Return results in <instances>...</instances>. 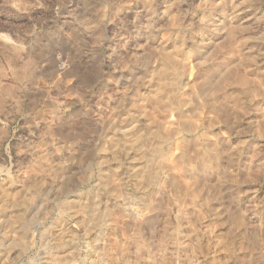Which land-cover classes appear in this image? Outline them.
Segmentation results:
<instances>
[{"label": "rangeland", "instance_id": "obj_1", "mask_svg": "<svg viewBox=\"0 0 264 264\" xmlns=\"http://www.w3.org/2000/svg\"><path fill=\"white\" fill-rule=\"evenodd\" d=\"M0 168V264H264V0H0Z\"/></svg>", "mask_w": 264, "mask_h": 264}, {"label": "bare ground", "instance_id": "obj_2", "mask_svg": "<svg viewBox=\"0 0 264 264\" xmlns=\"http://www.w3.org/2000/svg\"><path fill=\"white\" fill-rule=\"evenodd\" d=\"M165 54V57H164V59H165V61L163 60V63H162V69H161V72H160V74H159V80H158V84H159V86H158V89L159 90H161V91H164V93H165V91H166V93L168 92H173L172 91V89H174V86L176 85V84H179V78H180V76H181V74L183 75V72H181L180 70H179V68H177L178 66H176V64L175 63H177V62H175V60H174V58H173V56L169 53V52H165L164 53ZM178 64V63H177ZM164 69V70H163ZM181 69V68H180ZM162 71H164V73H162ZM158 72H159V70H158ZM94 76H96V74L95 73H93V74H91V73H89L88 75H87V80H90L92 77H94ZM176 76V77H175ZM158 84H156V85H158ZM181 84V83H180ZM169 87H171V88H169ZM158 90V91H159ZM168 90V91H167ZM155 93V92H154ZM164 137V136H163ZM160 138V142L162 141L161 140V136L159 137ZM165 138V137H164ZM116 140V139H115ZM121 140V139H120ZM117 141V140H116ZM158 142V141H157ZM119 142H117V144H118ZM140 143V142H139ZM121 144V143H120ZM122 145V144H121ZM126 145V144H125ZM124 146V145H123ZM130 146V145H129ZM129 146H126V147H129ZM156 146V145H155ZM162 145L160 144V143H158L157 144V146H156V148L157 149H159V150H161L160 149V147H161ZM115 147H116V143H115ZM152 147V146H151ZM120 148H121V146H120ZM155 148V149H156ZM124 149H128V148H124ZM146 150V149H145ZM152 151V150H151ZM150 151V152H151ZM156 151H158V150H156ZM143 152H145V151H143ZM146 152H148V151H146ZM144 155V154H143ZM145 157H146V155H144ZM144 157V158H145ZM147 158H148V156H147ZM150 158V157H149ZM147 163V162H146ZM143 165V164H142ZM145 165H147V164H145ZM145 169V168H144ZM144 169H143V172H144ZM136 170H138V169H136ZM140 170H141V168H140ZM147 170V169H146ZM139 172H141V171H139ZM138 172V173H139ZM148 172V171H147ZM142 173V172H141ZM148 175V174H147ZM146 175V176H147ZM141 176H143L142 174H141ZM140 176V177H141ZM148 177V176H147ZM141 178H143V177H141ZM144 178H145V176H144ZM0 190H1V201H0V251L1 252H3V254H2V258L3 257H5L6 256V258H4V259H7L8 260V262H10L9 261V259H8V256H9V251L11 250V249H23L24 250V248H22V245H24L23 244V234L21 235V233H19V234H16V235H14V233L11 235L6 229H5V227L8 225V224H12L13 226H12V229L13 230H15V229H19V227L18 228H16L17 226H16V224L17 223H19V220H22V219H24V213H26V207H23V206H21L20 204H19V206L17 205V204H15L16 202H15V200H14V202L11 200V198L9 197V196H7V193H6V188H4V186H3V184H0ZM25 198V197H24ZM3 201H4V203H3ZM23 201H24V199H23ZM22 201V202H23ZM24 203V202H23ZM26 203V202H25ZM25 206V205H24ZM15 215L18 217V220H16L17 219V217H15ZM13 217H15L14 219H13ZM9 226H11V225H9ZM20 226V225H19ZM8 227V226H7ZM6 227V228H7ZM8 229V228H7ZM11 230V229H10ZM9 230V231H10ZM12 230V231H13ZM13 232H17L18 233V231H13ZM19 232H21V231H19ZM17 250V251H18ZM21 251V250H20ZM13 254V253H12ZM11 256H13V255H11ZM14 257V256H13ZM13 257H10V260L13 258ZM15 258V257H14ZM14 259H12L11 260V262L13 261ZM7 263V262H6ZM9 264V263H8Z\"/></svg>", "mask_w": 264, "mask_h": 264}, {"label": "built area", "instance_id": "obj_3", "mask_svg": "<svg viewBox=\"0 0 264 264\" xmlns=\"http://www.w3.org/2000/svg\"><path fill=\"white\" fill-rule=\"evenodd\" d=\"M2 175V170H1V168H0V176Z\"/></svg>", "mask_w": 264, "mask_h": 264}]
</instances>
